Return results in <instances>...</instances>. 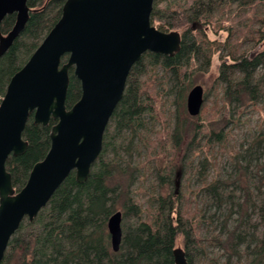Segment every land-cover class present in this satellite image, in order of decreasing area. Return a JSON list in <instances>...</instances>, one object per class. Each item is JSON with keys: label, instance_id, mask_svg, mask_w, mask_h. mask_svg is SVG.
<instances>
[{"label": "trees", "instance_id": "obj_1", "mask_svg": "<svg viewBox=\"0 0 264 264\" xmlns=\"http://www.w3.org/2000/svg\"><path fill=\"white\" fill-rule=\"evenodd\" d=\"M66 1L28 0L30 18L25 29L9 50L0 54V94H5L13 75L59 21ZM151 20L162 31H181L180 51L174 56L146 52L133 66L124 96L106 130L102 153L87 181L79 183L71 173L38 216L33 221L24 220L2 264H176L173 251L180 237L188 264H206L199 257L209 244L228 251L230 260L264 264V120L262 127L233 153L225 175L207 172L208 159L201 161L206 173L201 170V186L196 192L207 207L203 204L194 211L183 195L178 200L173 193L167 198L158 195L151 202L155 209L151 220H140L142 213L133 198V188L141 167L134 163L132 153V149L138 150L136 138L144 141L149 122L156 114L161 115L157 110V84L165 86L168 79L174 102L185 105L195 84V73L207 72L214 55L223 49L228 54H220L217 81L223 84L224 100L237 108L244 102L261 103L264 108V49L254 55L241 50L245 44L264 40V0H155ZM15 22L16 14L8 15L2 23V33L7 34ZM208 25L226 31L227 39L211 41L203 29ZM159 69L165 81L159 79ZM70 73L68 109L81 97L80 82L73 70ZM165 117L167 121L162 125L168 153L164 161L153 164L159 187L172 185L178 167L192 163L198 151L228 142L225 129H211L204 134L199 128L185 145L179 135L183 126L179 114L171 133L169 117ZM225 118L226 125L237 124L231 114ZM55 123L52 120L44 127L34 124L31 118L24 132L29 142L27 152L8 159L7 169L18 191L26 184L33 166L47 155ZM120 207L135 214L138 222L123 232L116 252L107 224ZM221 218L219 233L205 239L201 234L203 223L213 224Z\"/></svg>", "mask_w": 264, "mask_h": 264}, {"label": "water", "instance_id": "obj_2", "mask_svg": "<svg viewBox=\"0 0 264 264\" xmlns=\"http://www.w3.org/2000/svg\"><path fill=\"white\" fill-rule=\"evenodd\" d=\"M155 0H67L62 16L11 78L0 106V264L24 220L33 221L71 173L85 183L104 145L109 123L122 100L133 66L146 52L174 56L181 49L179 31H162L152 24ZM16 14L13 28L3 34L4 19ZM28 0H0V54L25 29ZM67 60L64 62V57ZM80 82L81 97L71 109L66 101L71 73ZM204 88L187 95V110L199 116ZM48 126L50 149L37 162L21 190L7 169L11 156L29 148L24 132L30 121ZM123 213L108 219L114 251L123 240ZM176 264H188L184 249L173 251Z\"/></svg>", "mask_w": 264, "mask_h": 264}, {"label": "rangeland", "instance_id": "obj_3", "mask_svg": "<svg viewBox=\"0 0 264 264\" xmlns=\"http://www.w3.org/2000/svg\"><path fill=\"white\" fill-rule=\"evenodd\" d=\"M256 27L258 28V25ZM203 29L211 41H225L227 39L228 33L226 31L218 28L214 29L212 25L205 26ZM263 49L264 40L257 43L252 42L245 44L241 48L242 51H247L249 55L259 53ZM220 54L226 57L228 53L226 49H223ZM220 54L217 53L214 55L211 67L207 72L198 71L194 75L195 84L191 89L196 85H201L204 88L205 102L199 116L193 117L188 113L187 99L185 100V105L181 104L183 102H180L179 105L174 102L175 98L169 91L168 79L165 86L156 83L160 92L157 110L161 115L156 114V118L149 122L148 128L151 131L148 130V134L144 135V141L140 140L139 137L136 138L135 141L138 145V150L132 149L133 161L134 163H140L139 167H141L137 172L138 178L136 179L133 188V198L142 213V216L139 217L140 220H151V216L155 210L153 209V204H151V202L153 201V197L158 195L167 198L173 193L172 195H174L175 200H178V196L183 195L187 197V204L193 211L198 207L201 208L204 203L196 192L201 186V170L203 171L201 161L208 159V166L206 167L207 172H211V174L214 175H225V172L230 170L229 167H231V156L233 153L235 154L239 151L240 146L245 140L252 133L262 127L264 108L261 103L252 105L244 102L237 108L236 106H230L229 102L224 100L223 84H220L217 81L220 72V65L222 63L220 60ZM158 73L160 76L159 79L165 81L162 69H159ZM143 79L146 80V77H143ZM163 111L169 117L168 128L170 133L175 130L177 113L179 114V120L181 119L180 122L183 124L180 128L179 135H181L185 141V145L195 137L199 128L202 129L200 132H203L204 134L209 133L211 129L215 131H219L221 128L225 129L228 133V142L221 147L215 145L212 150H209L210 148H204L203 152L202 150L198 151L194 155L192 163H188L189 165L184 168H181V166L178 167V172L176 171L174 175V182L172 185L166 183L159 187L160 183L158 184L159 180L157 173L153 169V164L157 161L161 163V159L164 161V156L168 153L166 148L167 134L166 131L163 132L162 125V121H167V117H165ZM229 114L232 115L233 120L236 121L237 124L231 123L226 125L225 117L226 115L229 116ZM192 119L194 121H192ZM196 137L198 138V136ZM180 157L181 154L178 155V160H180ZM203 173L205 174L206 171H203ZM203 207L207 206L204 204ZM118 211L123 213V232L138 222L137 217L132 212H126L122 207H120ZM222 222L223 218L213 224H211V222L203 223L201 226L202 236L206 239V237H212L214 234H218ZM176 248L184 249L182 237L178 238ZM199 258L206 264L242 263L239 258L230 260L228 251L211 244L207 245L203 256H200Z\"/></svg>", "mask_w": 264, "mask_h": 264}, {"label": "built area", "instance_id": "obj_4", "mask_svg": "<svg viewBox=\"0 0 264 264\" xmlns=\"http://www.w3.org/2000/svg\"><path fill=\"white\" fill-rule=\"evenodd\" d=\"M3 98H4V95L0 94V106H1Z\"/></svg>", "mask_w": 264, "mask_h": 264}]
</instances>
